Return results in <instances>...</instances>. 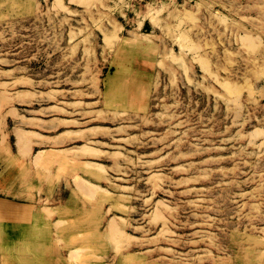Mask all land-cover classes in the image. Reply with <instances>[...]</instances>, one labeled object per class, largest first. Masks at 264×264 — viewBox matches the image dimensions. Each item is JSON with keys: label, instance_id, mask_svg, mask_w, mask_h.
Listing matches in <instances>:
<instances>
[{"label": "rangeland", "instance_id": "1", "mask_svg": "<svg viewBox=\"0 0 264 264\" xmlns=\"http://www.w3.org/2000/svg\"><path fill=\"white\" fill-rule=\"evenodd\" d=\"M0 197V264H264V0H0Z\"/></svg>", "mask_w": 264, "mask_h": 264}, {"label": "crops", "instance_id": "2", "mask_svg": "<svg viewBox=\"0 0 264 264\" xmlns=\"http://www.w3.org/2000/svg\"><path fill=\"white\" fill-rule=\"evenodd\" d=\"M133 43L135 44L136 42H133ZM133 43H131V46H135L137 48L141 47L140 45H134ZM144 47L145 46H143V48ZM117 61H119V59H117ZM78 131H81V130H75L73 132H78ZM28 211L31 212V206L27 202L25 203V202L16 201L8 197H0V222L1 223L2 222H12L13 220H19ZM33 219H36V217H34Z\"/></svg>", "mask_w": 264, "mask_h": 264}, {"label": "built area", "instance_id": "3", "mask_svg": "<svg viewBox=\"0 0 264 264\" xmlns=\"http://www.w3.org/2000/svg\"><path fill=\"white\" fill-rule=\"evenodd\" d=\"M131 1L144 2L145 0H131Z\"/></svg>", "mask_w": 264, "mask_h": 264}, {"label": "bare ground", "instance_id": "4", "mask_svg": "<svg viewBox=\"0 0 264 264\" xmlns=\"http://www.w3.org/2000/svg\"><path fill=\"white\" fill-rule=\"evenodd\" d=\"M39 157V156H38ZM41 157V156H40Z\"/></svg>", "mask_w": 264, "mask_h": 264}]
</instances>
